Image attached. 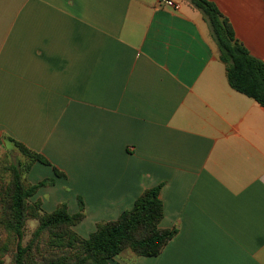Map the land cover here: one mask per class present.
<instances>
[{"label": "crops", "instance_id": "0c3cea01", "mask_svg": "<svg viewBox=\"0 0 264 264\" xmlns=\"http://www.w3.org/2000/svg\"><path fill=\"white\" fill-rule=\"evenodd\" d=\"M173 1L0 0V160L15 139L51 163L28 183L64 172L53 189L70 213L82 198L85 238L160 184L175 236L109 264H264V106L229 84L204 13ZM209 1L264 62V0Z\"/></svg>", "mask_w": 264, "mask_h": 264}, {"label": "trees", "instance_id": "16d2710c", "mask_svg": "<svg viewBox=\"0 0 264 264\" xmlns=\"http://www.w3.org/2000/svg\"><path fill=\"white\" fill-rule=\"evenodd\" d=\"M190 1L211 25L231 87L264 106V62L252 56L236 38L231 23L213 2ZM11 140L28 159L25 163L8 162L6 157L0 160V179L10 173L0 192V259L11 256V264H109L126 249L138 256H157L175 236L176 229L161 227L164 206L159 184L145 189L133 206L116 219L98 222L87 238L82 237L74 229L85 218L82 198L79 197V210L75 213L69 212L65 202L51 212L44 211L40 201L30 202L48 181L30 184L23 173L36 161L51 163L23 143ZM54 170L57 176L65 177L64 172L56 167ZM30 219L36 220L37 225L24 244Z\"/></svg>", "mask_w": 264, "mask_h": 264}, {"label": "rangeland", "instance_id": "374dc122", "mask_svg": "<svg viewBox=\"0 0 264 264\" xmlns=\"http://www.w3.org/2000/svg\"><path fill=\"white\" fill-rule=\"evenodd\" d=\"M3 157H6L8 162H17L20 160L22 163H25L26 158H27L26 156H24L21 153V151L15 145H14L13 149H6V151H4ZM48 171H50L49 168H48ZM27 173H28V171H25L23 173L24 176ZM51 173L53 174L52 171H51ZM9 175H10V173L7 172L3 175V180L0 179V192L2 190V185H3L2 182H7L9 179ZM36 175H37V173H36ZM56 178H59V176H57L56 173L53 174L51 177H47V178L45 177L44 180L48 181L46 186H48L49 189H46L45 191L38 193V196L41 195L42 204H43V201H45L46 207L42 206V208L46 212L54 211L59 203H62V202L67 203L68 202L67 199H70L69 197H70L71 192H56L58 189L57 188L53 189V187H54L53 185L56 181ZM34 184H36V183H34ZM38 196H36V197H38ZM36 200H37V198H36ZM36 225H37L36 220H34V219L28 220L26 227H25V233H24V239H23L24 244H26L28 242V240L30 239L31 233L34 230V228L36 227ZM76 232H77V230H76ZM0 260L2 262L0 264H11V262H12L11 256L3 257Z\"/></svg>", "mask_w": 264, "mask_h": 264}, {"label": "built area", "instance_id": "2783aa9c", "mask_svg": "<svg viewBox=\"0 0 264 264\" xmlns=\"http://www.w3.org/2000/svg\"><path fill=\"white\" fill-rule=\"evenodd\" d=\"M159 2L165 4L166 6L173 7L175 9L179 8V4L174 2L173 0H159Z\"/></svg>", "mask_w": 264, "mask_h": 264}]
</instances>
